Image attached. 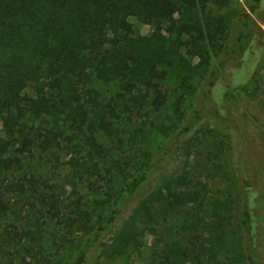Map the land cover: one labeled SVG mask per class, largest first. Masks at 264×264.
<instances>
[{"label": "trees", "instance_id": "obj_1", "mask_svg": "<svg viewBox=\"0 0 264 264\" xmlns=\"http://www.w3.org/2000/svg\"><path fill=\"white\" fill-rule=\"evenodd\" d=\"M225 2L0 0V214L8 220L0 264H86L98 246L102 264L139 247L146 234L160 247L157 264H264L247 181L207 220V184L193 181L187 163L180 173L166 167L181 143L203 132V120L225 124V97L246 88L259 53L264 0H246L232 17L213 15L210 5ZM131 18L153 30L136 35ZM162 68L179 71L172 105L180 128L153 123L165 142L123 165L114 157L124 145L117 106L103 101L93 79H122L119 97L161 113L169 100ZM200 92L202 102L186 111ZM44 154L66 171L61 186L29 164ZM151 181L156 187L113 230Z\"/></svg>", "mask_w": 264, "mask_h": 264}, {"label": "rangeland", "instance_id": "obj_2", "mask_svg": "<svg viewBox=\"0 0 264 264\" xmlns=\"http://www.w3.org/2000/svg\"><path fill=\"white\" fill-rule=\"evenodd\" d=\"M213 15L233 16L236 12L246 9V0H226L222 6L210 5ZM135 34L144 36L151 33L152 26L145 25L135 18H131ZM232 18L230 26H233ZM264 31V26L261 25ZM259 53L250 62V72L246 88L243 91L230 92L225 97L226 121L203 120L198 128L203 127V132L188 142L181 143L166 164L167 173H180L188 165L190 177L193 181L200 180L207 184V196L202 214L207 220L215 213L219 204H223L229 195L242 193L243 184L248 182V191L252 200L254 214L257 217L260 231L264 234V34L259 38ZM160 82L169 91V100L161 113L152 112L151 108H143L140 111L132 107L129 95L119 97L118 93H124L122 86L124 80L117 79L111 82H103L93 79L92 85L101 92L104 102L113 100L117 106L119 119L115 127L118 128V137L124 140V145L114 153L124 165L126 157L139 160L144 152L156 153L160 145L165 142L164 136L151 127L162 123L169 132L177 129L173 111V102L179 96V71L162 68ZM204 86L202 87V89ZM202 92L192 94L186 101V111L193 109L191 104L196 102V107L202 102ZM223 102V103H224ZM207 103L202 104L203 112L207 109ZM179 127V126H178ZM180 128V127H179ZM178 128V129H179ZM168 131V130H167ZM174 134V133H173ZM105 147H110L111 141L103 137ZM180 143V141H177ZM83 144V143H82ZM61 161L66 157L61 153ZM49 154L29 162L39 171L50 173L52 181L61 186L67 175L62 168L53 169ZM114 180L118 187L121 177ZM157 182L151 181L145 189L130 198L124 207L123 213L113 228L115 230L124 218H126L138 199L156 187ZM8 220L0 214V228ZM111 234V233H110ZM110 234L104 237L106 241ZM264 238V237H263ZM160 247L153 236L146 234L137 248H132L126 254L111 260H99L102 264H157L159 261ZM100 246H98L88 258L86 264H97ZM72 258V254H69ZM260 258L264 260V239ZM68 257V256H67Z\"/></svg>", "mask_w": 264, "mask_h": 264}]
</instances>
